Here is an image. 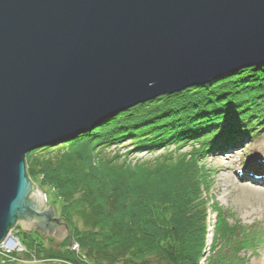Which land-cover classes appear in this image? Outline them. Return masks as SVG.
Segmentation results:
<instances>
[{
  "label": "water",
  "instance_id": "1",
  "mask_svg": "<svg viewBox=\"0 0 264 264\" xmlns=\"http://www.w3.org/2000/svg\"><path fill=\"white\" fill-rule=\"evenodd\" d=\"M262 66L264 0H0V246L17 224L59 243L69 232L28 153Z\"/></svg>",
  "mask_w": 264,
  "mask_h": 264
},
{
  "label": "trees",
  "instance_id": "2",
  "mask_svg": "<svg viewBox=\"0 0 264 264\" xmlns=\"http://www.w3.org/2000/svg\"><path fill=\"white\" fill-rule=\"evenodd\" d=\"M238 74L240 76H234L225 83L193 87L180 93L181 96H174L173 100L162 99L163 104L148 102L144 107L140 105L132 110L137 113L143 111L140 116L127 120L131 116L129 111L120 118L110 119L105 122L103 130L100 129L103 134L99 133L98 136L91 133L79 135L70 143L56 147L47 145L27 154L28 177L42 176L45 184L56 186L64 205L62 216L70 228V234L58 249L34 243L28 245V249H24V261L43 259L65 264H200L206 225L201 204H195V200L202 189L207 191L208 180L197 163L205 159L210 151L220 148L215 143L219 137L234 134L255 138L261 134L260 130L264 126V107L255 113H248L249 109L242 112L252 105L250 98L255 99L251 95L252 91L264 89V67L257 71L243 70ZM244 77L248 78L245 79L248 85H243ZM228 84L231 86L228 87ZM244 91H248V94L236 99L238 93ZM183 94L196 96L182 99ZM246 99L250 100L244 101ZM223 102L231 104L223 108ZM118 119H121V126L126 129L132 142L143 135L142 139H138L141 142L135 143V146H150L147 142L152 139L162 141L160 137L165 133L159 135V132L171 129L174 137L167 145H182L197 138L204 130L207 131V125L219 124L216 122L220 120H227V123L217 126L219 131L215 132L213 141L209 143V152L205 151L204 139H200L191 141V147L199 144L200 148L196 151L176 159L165 158L163 160L166 163L162 160L153 165L131 167L125 161H116L114 157L106 159L100 155V148L99 151L94 149L127 135L122 128L118 136L113 135L116 131L112 128ZM125 122L128 124L125 125ZM129 124L131 127L126 128ZM145 124L147 127L134 130V127H144ZM149 133L159 136L144 137ZM168 133L172 134L170 131ZM100 139L103 142L99 143ZM151 143L153 145V141ZM77 144L84 147V153L77 155ZM69 167L79 172L70 173L71 179L65 183L61 173ZM174 171H180L188 178V184L172 182L165 189L164 198L162 187L156 184L159 185L163 176ZM146 183L154 188H144L142 185ZM73 217L81 222V228L74 223ZM220 218L224 223V219ZM223 230L228 235V242L217 252H212L206 264H247L238 253L257 249L263 241L262 232L257 230L249 233L244 226L235 228L233 234L230 229L228 233ZM69 241L78 244L81 255L66 248ZM16 255H12V258L15 259ZM16 260L11 262L0 257V264H15Z\"/></svg>",
  "mask_w": 264,
  "mask_h": 264
},
{
  "label": "rangeland",
  "instance_id": "3",
  "mask_svg": "<svg viewBox=\"0 0 264 264\" xmlns=\"http://www.w3.org/2000/svg\"><path fill=\"white\" fill-rule=\"evenodd\" d=\"M263 67L264 66L259 67L257 69L249 68L244 70L257 71L258 69ZM239 72L231 76H225L213 82L212 84H207V85L213 86L215 83L218 82L225 83L230 78L239 75L238 74ZM245 79L248 80L247 77H244L243 85L247 84L245 82ZM204 86H200L196 88H202ZM227 86L229 87L231 86V84H228ZM227 86L226 88H228ZM256 90H253L251 94L252 97L255 98V99L250 98L252 100L250 104L252 105L244 108L242 112H244L245 109H249L248 113H255L264 107V91H263L264 89H256ZM247 92L248 91L239 92L238 95L236 96V99H239L241 96H244V94L245 95L248 94ZM180 93L173 94L171 96L168 95L159 96L158 98H155L154 100L148 102L163 104L164 100L166 99L173 100L175 98L174 96L180 95ZM182 96H183L182 99H185L190 97L195 98L196 95L188 96L183 94ZM156 99L158 100V102H156ZM250 99H246L244 101H248ZM148 102L136 105L128 109L127 111L120 112L113 118H120L122 117V115L126 114L129 111H131V116L127 118V120L135 118L136 116H140L143 111L137 113L132 110L140 105H142L141 107H144V104H147ZM230 104L223 102L221 105L223 108H227L229 107ZM170 105H172V103H170ZM106 121L102 122L100 125L92 129L90 132L84 133V135L88 133L97 136L99 135V133L103 134L101 130H103L104 126L106 125L105 123ZM221 121L222 120L216 122L219 124L207 125L208 130L207 131L204 130L203 132L204 134L202 133L201 135L197 136V138L191 141L194 142V141H199L200 139H204L205 147H206L205 151L209 152L208 151L209 143L213 141L215 132L219 131L217 126L220 124L223 125L227 123V120H224L222 122ZM115 122H116L115 127H113L112 129H115L116 133H114L113 135L118 136L122 130H124L125 134H127L126 129H123L121 126L122 125L121 119H118ZM124 124L127 125L128 123L125 122ZM262 124L264 125V121H262ZM129 126L130 124L126 128H128ZM145 127H147L146 124L144 127H139V126L134 127V130L138 131ZM120 128H122V130ZM169 131L172 134L169 133L167 134V132ZM169 131L162 130L159 132L161 133L159 135L165 133L164 135H162V137H160L162 141H158V139L157 140L152 139L153 145L151 143L152 141L147 142L150 143L152 146L151 145L135 146V143L137 145L138 143L141 142V141L138 142V139H142L143 135L138 137V139H135V141L132 142V138L127 134L124 138L115 139L111 142H108L107 145L101 144L100 146L94 149L99 151L98 149L100 148V155L102 157H105L106 159H110L114 157L116 161L118 162L125 161L124 163L130 165L131 167H134L142 164L153 165L154 163H158L165 158L176 159L177 157L190 153L191 151H196L197 149L200 148L198 143L196 144V146L191 147V141L189 140L182 145L175 143H169V145H167L168 144L167 142L174 137L173 130L171 129ZM79 135H83V134H79ZM159 135L158 134L155 135L154 133L152 134L149 133V134H145L144 137L148 136V138L149 137L154 138V136L157 137ZM72 139L75 138H71V137L66 138L62 141L51 143L49 145H51L50 147L60 146L66 143H70L69 141H71ZM101 142H103V140L100 139L99 143ZM215 143L216 144L218 143L217 146H219L220 148H217V150L219 151L217 150L210 151L205 159L200 160V162L197 163V167L200 168L202 172H204L208 180V185L206 184L207 191L206 190L203 191L202 189V191H200V194L195 200L196 201L195 204H201L200 205L201 214L204 215L205 217V225H206L205 242L202 252L203 254L200 259V264H206V259L212 254V252H217V250H219L221 246H223L225 243L228 242V235L224 234L223 228L227 231V233L228 230L230 229L233 234L234 229L240 226L241 227L244 226L245 228H247L249 233H254L257 230H259V232L261 231L263 241L262 244H260L257 249L253 251L248 249L244 250L242 252H239L238 256L244 257L247 264H264V126L261 128V134L258 137L245 138L243 135L237 136L234 134H229L219 137ZM76 151H78L77 155H80L85 152L84 147L82 148L81 145L78 144L76 147ZM219 154H222V156L224 157H222ZM163 161L166 163L165 160ZM25 164H26V156H25ZM258 165H261V167L260 166L257 167ZM76 172H79V170L76 168L72 169L71 167H69L67 170H64L63 173H61L62 174L61 177L62 179H64L63 181H66L65 183H68L67 181L71 179L70 173H76ZM30 180L34 185L38 186L41 189L42 193L44 194V197H47L45 198L46 200H45L44 208L46 209L51 204V206L54 208L55 211V218H60L62 222H65L62 216V208L64 205L62 199L59 197L57 193L56 186L45 184L44 183L45 179L42 176H37ZM162 180L163 181H161L159 185L158 184L156 185L162 187L161 194L164 196V198H166L164 191L166 188L170 186L172 182H174L175 184L177 183L181 185L184 183L185 185H187L189 181V179L185 178V176L182 173H180V171L178 172L174 171L172 172V174H169L168 176H163ZM142 186L143 187L150 186V188L152 187L151 189L154 188L153 185L147 183L146 185L143 184ZM201 214H199V216ZM220 216L224 219V223L222 222ZM72 219L74 223H76L78 228L82 227L81 222L77 220L76 217H73ZM68 230H69L68 235H65L64 238L59 243L55 238L53 237L50 238V235H46V238L44 239L41 233H37L35 229H32L31 233L26 231H21L17 224L15 228H13L12 235L16 239L18 245L16 246V248L12 250L5 249L6 250L5 252L12 253V255L17 254L15 259L13 258V260L19 259L15 261V264H65L56 260H43V259L39 261L33 260L27 262L24 261L23 259V253H24V249L25 248L28 249V245L32 243H34V245L35 244L42 245L45 248L49 247L53 249L54 248L58 249L59 245L63 241L67 240L70 234L69 226H68ZM53 243H57L58 247L57 248L54 247L52 245ZM66 248L79 255H81L82 253L81 249L79 248L78 244L75 241H69L68 246H66ZM10 261L12 262V260Z\"/></svg>",
  "mask_w": 264,
  "mask_h": 264
},
{
  "label": "bare ground",
  "instance_id": "4",
  "mask_svg": "<svg viewBox=\"0 0 264 264\" xmlns=\"http://www.w3.org/2000/svg\"><path fill=\"white\" fill-rule=\"evenodd\" d=\"M110 120V119H109ZM218 151V150H217ZM222 157H224V156H222ZM261 167V165H258L257 167ZM45 198H47V197H45ZM46 200V199H45ZM15 228V227H14ZM13 231V230H12ZM12 231H11V233H10V235H11V238H13V240L11 239V244L10 245H8V247H6V245H1L0 246V257H2V258H5V259H9V260H13V258H12V253H9V252H5L6 250L5 249H8V250H12V249H14V248H16V246L18 245V243H17V241L15 240V238L14 237H12L13 235H12Z\"/></svg>",
  "mask_w": 264,
  "mask_h": 264
}]
</instances>
